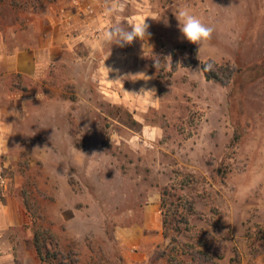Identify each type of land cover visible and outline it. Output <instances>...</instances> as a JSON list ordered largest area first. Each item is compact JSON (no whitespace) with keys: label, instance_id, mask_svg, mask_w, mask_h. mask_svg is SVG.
Listing matches in <instances>:
<instances>
[{"label":"rangeland","instance_id":"rangeland-1","mask_svg":"<svg viewBox=\"0 0 264 264\" xmlns=\"http://www.w3.org/2000/svg\"><path fill=\"white\" fill-rule=\"evenodd\" d=\"M54 1L0 0V56L32 41V14L46 15ZM119 2L127 14L137 5L164 11L165 25L152 27L172 37L178 21L169 16L188 6L213 28L212 38L200 51L191 43L169 51L162 40L152 50L136 40L120 47L154 73L141 100L149 110L137 112L151 126L144 131L99 92L86 60L63 55L43 68V78L5 76L0 61V134L7 140L0 176L29 218L17 233L39 232L50 253L57 250L49 243H57L63 255L53 264H124L117 232L132 225L128 217L140 214L151 188L167 240L157 262L187 264L201 250L214 264H264V0ZM180 46H195L199 63L173 71L171 53ZM208 60L234 68L229 84L204 78L200 63ZM21 93L15 99L22 103L8 104L9 94ZM18 264L45 263L36 254Z\"/></svg>","mask_w":264,"mask_h":264},{"label":"crops","instance_id":"crops-1","mask_svg":"<svg viewBox=\"0 0 264 264\" xmlns=\"http://www.w3.org/2000/svg\"><path fill=\"white\" fill-rule=\"evenodd\" d=\"M112 3L113 1L107 4L103 0H55L48 7L46 15L32 14V41L17 42L10 53H1L3 55L0 56V61L5 76L43 78V68L48 64L59 63L64 59L63 55L72 56L79 61L86 60L92 65L91 77L95 80L99 92L113 97L118 102L115 104L130 112L134 121L144 131L151 126L146 123L144 116L137 112L149 110V105H144L141 100L152 91L154 73L143 57H133L116 44H106L100 38L101 33L114 24L131 25L145 20L148 35L144 40L136 39L137 48L152 50L155 43L162 40L170 51L173 46L190 43L184 39L181 32L175 33L179 26L175 28V35L172 29L168 31L173 33V37L165 35L162 26L152 27L155 24L165 25L164 11H155L147 4L146 9L139 5L134 6L135 12L130 14L121 12L105 15L106 7ZM169 17L176 20V16ZM167 38L173 39L172 42L169 43L170 39ZM83 50H87V58L80 54ZM107 68L110 69L109 72ZM25 95L9 94L8 104L21 102L22 99L16 101L15 98ZM3 138L2 133L0 154L4 152L3 145L7 143ZM0 187V264L21 263L24 255L34 259L36 253L32 232L28 230L25 236L22 232L17 233L29 225L23 202L20 197L9 193L7 181L1 176ZM160 208L159 193H154L148 188L138 206L140 214L128 217L131 226L119 228L117 241L121 246L124 264H165L164 261L157 262L154 259L156 251L167 245L163 235Z\"/></svg>","mask_w":264,"mask_h":264},{"label":"clouds","instance_id":"clouds-1","mask_svg":"<svg viewBox=\"0 0 264 264\" xmlns=\"http://www.w3.org/2000/svg\"><path fill=\"white\" fill-rule=\"evenodd\" d=\"M123 9L124 5L121 4L119 0H113V3L106 7L105 15L119 14ZM175 16L182 36L189 43L197 45L199 51L210 42L213 28L205 24L200 17L194 14L190 7L181 6L175 12ZM147 28L148 25L145 23V20L127 26L123 24H114L103 31L100 38L110 46L116 44L119 47H124L130 45L136 39L144 40L148 35ZM212 70V64L205 65L204 71ZM109 71L110 69H108V72Z\"/></svg>","mask_w":264,"mask_h":264},{"label":"trees","instance_id":"trees-1","mask_svg":"<svg viewBox=\"0 0 264 264\" xmlns=\"http://www.w3.org/2000/svg\"><path fill=\"white\" fill-rule=\"evenodd\" d=\"M187 50L189 55H185L182 51ZM177 54L180 56V60L178 61L176 59ZM197 48L195 46H190L189 48L185 46L177 47L175 51H172L171 57L173 58L171 62V68L172 70H176L178 66L182 67H188L197 65L198 59H197ZM206 64H212L213 70L212 71H204V67ZM200 70L204 76V78L207 81L213 80L216 82H219L223 85H227L231 82L233 76L235 75V70L233 67L229 65H218L215 62L208 60L206 62L200 63ZM175 232L178 233V228L175 227ZM45 234L49 235L50 238H53V234H51L49 231H45ZM40 233L35 232L33 235V245L36 251V254L41 262H44L45 264H53V261L56 260L57 255L60 254L63 255L62 251L60 252L58 248V244L56 243L50 245V249L54 248V250H57L55 253H50L48 250V245L46 243H42L39 238ZM190 263L187 264H214V260L211 256H209L207 253L201 251V250H194L190 254ZM220 258V255H217ZM217 257V258H218ZM57 264V263H55ZM61 264V263H59ZM176 264H184L181 262H177Z\"/></svg>","mask_w":264,"mask_h":264}]
</instances>
